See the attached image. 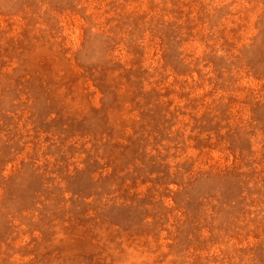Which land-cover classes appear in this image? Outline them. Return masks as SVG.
Segmentation results:
<instances>
[{"label":"rangeland","instance_id":"obj_1","mask_svg":"<svg viewBox=\"0 0 264 264\" xmlns=\"http://www.w3.org/2000/svg\"><path fill=\"white\" fill-rule=\"evenodd\" d=\"M0 264H264V0H0Z\"/></svg>","mask_w":264,"mask_h":264}]
</instances>
